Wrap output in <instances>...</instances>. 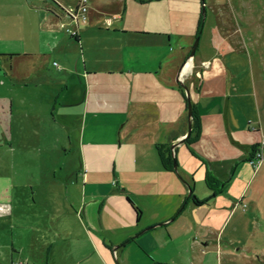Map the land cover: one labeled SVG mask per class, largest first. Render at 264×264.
Masks as SVG:
<instances>
[{
  "label": "crops",
  "instance_id": "obj_1",
  "mask_svg": "<svg viewBox=\"0 0 264 264\" xmlns=\"http://www.w3.org/2000/svg\"><path fill=\"white\" fill-rule=\"evenodd\" d=\"M80 1L0 0V264H264V63L232 1L185 74L191 146L199 0H86L78 27Z\"/></svg>",
  "mask_w": 264,
  "mask_h": 264
},
{
  "label": "rangeland",
  "instance_id": "obj_2",
  "mask_svg": "<svg viewBox=\"0 0 264 264\" xmlns=\"http://www.w3.org/2000/svg\"><path fill=\"white\" fill-rule=\"evenodd\" d=\"M155 1L156 0H154V2ZM204 1H205V6H206V20H207L206 27L208 30L212 28V21L215 20L216 11L218 10V4L224 3V2L229 3L232 1L235 7L234 8L235 15L238 18V23H235L233 25L231 24L229 26L230 27L233 26L235 28L234 30H238V32L245 35L246 37L244 38V40L242 38H240L241 40H238L239 46L241 48H244L245 46H248V47L251 46V49L252 50L254 49L253 51L254 53H256L255 56L253 57L257 59L258 62L264 63V55L261 56L258 54V53L264 52V0H204ZM138 5H141V4L139 3ZM226 6L227 8L225 10L226 11L225 15L228 17H231L232 16L231 8L228 5ZM141 7L146 8L147 5H144V6L141 5ZM201 7H202V0H199L200 10H201ZM237 36L241 37L240 35H237ZM189 61L191 60L188 59L186 61V64ZM185 77L187 76L183 73L182 79L184 83L187 85V82H185ZM177 165L179 166L178 157H177ZM241 207H243L242 203H241Z\"/></svg>",
  "mask_w": 264,
  "mask_h": 264
},
{
  "label": "trees",
  "instance_id": "obj_3",
  "mask_svg": "<svg viewBox=\"0 0 264 264\" xmlns=\"http://www.w3.org/2000/svg\"><path fill=\"white\" fill-rule=\"evenodd\" d=\"M204 24H205V22H203V16H202L196 38L201 36ZM186 102H187V106H188L187 98H186ZM193 113H194V119H193V125H192V127H193L192 128V134H191V137L189 139H187L185 141V143H184L187 146H191L193 143L197 142L199 140V138H200V130H199V126H198V119H197V115H196L194 107H193ZM160 158H161V161H162V163L164 165V168H166L168 170H174V162H175V160L173 159L172 155L168 156L165 159L163 154L160 153ZM187 185L189 186V189H190V197H189V199L194 198V194H193L194 193V187H193V185L192 184H187ZM206 186L214 195L219 192L217 181L215 179H212L209 176L206 177ZM129 202L131 203V205L133 206V208L137 212L138 217H140L141 211L138 208H136L134 206V204L130 200H129ZM197 203H198V201H197ZM200 204H202V203H200ZM129 242L130 241H128V243Z\"/></svg>",
  "mask_w": 264,
  "mask_h": 264
},
{
  "label": "built area",
  "instance_id": "obj_4",
  "mask_svg": "<svg viewBox=\"0 0 264 264\" xmlns=\"http://www.w3.org/2000/svg\"><path fill=\"white\" fill-rule=\"evenodd\" d=\"M86 3V0H81L77 10L69 13L70 18L76 23L78 27L80 22H86L87 20L88 7ZM110 22L111 19L108 20V23ZM68 32H70L72 37L78 38V31L68 30ZM210 66V62L203 63V67L205 69H208ZM249 164L254 170H258L264 165V135L262 136L259 144L257 145L253 157L249 160ZM239 205H241V202L239 203ZM243 207L245 208L246 206L243 205Z\"/></svg>",
  "mask_w": 264,
  "mask_h": 264
},
{
  "label": "water",
  "instance_id": "obj_5",
  "mask_svg": "<svg viewBox=\"0 0 264 264\" xmlns=\"http://www.w3.org/2000/svg\"><path fill=\"white\" fill-rule=\"evenodd\" d=\"M202 16H203V22L206 21V6H205V1L202 0ZM199 43H200V37L196 38L195 43L191 49V53L189 56V59L192 61L193 58L195 57V54L197 52V49L199 47ZM186 63L182 66L181 70L178 73V77H177V81L180 84V86L184 89L185 93H186V98L188 101V106H187V112H188V132L187 135L184 137V139H182L178 145L185 143V141L187 139H189L191 137L192 134V125H193V119H194V113H193V105L191 102V93H190V89L188 88V86L184 83L183 79H182V74H183V70L185 68ZM177 146V145H175ZM175 146L172 147V149L174 150ZM173 159L175 160L174 162V169L177 170V163H176V158L174 156V154H172Z\"/></svg>",
  "mask_w": 264,
  "mask_h": 264
},
{
  "label": "bare ground",
  "instance_id": "obj_6",
  "mask_svg": "<svg viewBox=\"0 0 264 264\" xmlns=\"http://www.w3.org/2000/svg\"><path fill=\"white\" fill-rule=\"evenodd\" d=\"M193 68V61H189L184 70H183V73L186 74V73H189L191 71V69Z\"/></svg>",
  "mask_w": 264,
  "mask_h": 264
}]
</instances>
